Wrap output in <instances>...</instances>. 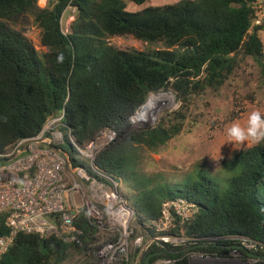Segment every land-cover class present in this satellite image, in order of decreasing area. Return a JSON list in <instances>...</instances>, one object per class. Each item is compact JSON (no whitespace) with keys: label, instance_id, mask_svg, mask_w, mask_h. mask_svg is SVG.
<instances>
[{"label":"trees","instance_id":"obj_1","mask_svg":"<svg viewBox=\"0 0 264 264\" xmlns=\"http://www.w3.org/2000/svg\"><path fill=\"white\" fill-rule=\"evenodd\" d=\"M37 1L0 0V154L37 135L63 111L61 130L81 148L103 128L115 132L94 162L127 181L128 198L145 220L157 221L163 203L181 197L194 212L183 223L175 221L169 232L194 238L186 244L193 251L226 255L229 249L221 245L231 240L222 237L232 235L264 243V142L224 160L216 174L196 166L177 183L162 173L145 174L134 156L138 147L157 152L179 135L192 97L218 90L239 55L251 57L264 76V20L252 25L255 0H181L135 12L126 10L127 3L146 0H48L43 8ZM68 6L76 14L64 33L61 18ZM25 15L40 29V44L47 48L41 55L9 26ZM113 35L163 48L119 49L107 42ZM162 90L173 92L179 108L154 126L131 129L129 117L149 94ZM64 138L70 143L65 133ZM57 147L69 153L65 144ZM76 225L83 230L80 244L18 233L0 264H63L71 257L76 264H94L90 244L95 230L84 211ZM8 232L6 216L0 215V236ZM169 248L177 252L163 251L150 262L173 257L178 258L173 264H189L182 247ZM160 251L151 246L142 261Z\"/></svg>","mask_w":264,"mask_h":264},{"label":"built area","instance_id":"obj_2","mask_svg":"<svg viewBox=\"0 0 264 264\" xmlns=\"http://www.w3.org/2000/svg\"><path fill=\"white\" fill-rule=\"evenodd\" d=\"M256 17L252 25L264 20V0H255ZM64 113L50 119L35 136L18 141L0 157V215L6 216L9 232L0 236V260L20 232L55 236L68 243H81L83 230L76 220L81 211L94 227L90 244L94 264H143L142 256L151 246L177 252L182 247L188 263L200 257L206 264L264 263V243L244 235L222 237L231 240L226 255H192L194 238L170 233L173 223L192 216V205L181 197L166 200L162 215L150 222L136 216V207L121 191L119 176L95 164L96 156L114 140L116 134L103 128L82 149L68 133L74 149L58 148L65 142L61 130ZM132 116L130 120L132 121ZM77 152L90 162L88 169L73 157ZM118 177V178H117ZM139 214V213H138ZM147 222V224H146ZM156 254V255H157ZM153 257V256H152ZM178 258L157 257L148 264H173Z\"/></svg>","mask_w":264,"mask_h":264},{"label":"rangeland","instance_id":"obj_3","mask_svg":"<svg viewBox=\"0 0 264 264\" xmlns=\"http://www.w3.org/2000/svg\"><path fill=\"white\" fill-rule=\"evenodd\" d=\"M179 1L181 0H146L141 5L128 2L126 10L135 12L147 6H163ZM47 2L48 0H38L37 6L43 8L47 5ZM75 14L76 9L74 7L68 6L65 9L61 18V28L64 33L70 31V25ZM9 26L21 32L40 55L47 51V48L40 44V29L31 15H25L19 22L9 24ZM260 38L264 46V30L261 31ZM107 42L116 48L128 50L147 51L148 49L163 48L161 43H146L135 39L131 35L109 36ZM158 93L172 94L174 105L171 108L161 110L152 124L139 125L134 123L133 120L131 121L130 116L129 127L131 129L154 126L162 120L166 113L179 108L180 102L176 100L171 90H162ZM150 95H148L145 103ZM141 107L132 117L139 113ZM255 111H259L264 115V76L261 74L260 66L251 57L239 55L235 70L218 90L208 89L202 94L192 97L186 124L179 135L170 139L157 152H152L146 147H138L135 150L134 156L139 169L148 175L162 173L163 176L174 183L183 179L196 166L216 174L224 160L231 158L240 150L255 145L249 141L243 143L230 142L227 135L228 129L235 123H238L242 128H246L249 115ZM63 132L68 136L66 129H63ZM64 144L70 149L68 141H65ZM72 155L74 159L82 162L85 167L90 168L89 160L83 159L77 152H73ZM118 181L120 182L121 191L128 196L127 181L121 177ZM135 215L141 216L140 213H135ZM191 254L200 255L198 252H191ZM76 261L75 257H71L63 264H76ZM191 264L206 263L200 257H194Z\"/></svg>","mask_w":264,"mask_h":264},{"label":"clouds","instance_id":"obj_4","mask_svg":"<svg viewBox=\"0 0 264 264\" xmlns=\"http://www.w3.org/2000/svg\"><path fill=\"white\" fill-rule=\"evenodd\" d=\"M227 135L230 142L243 143L249 141L253 144L264 142V115L259 111L252 112L249 115L246 128L235 123L228 129Z\"/></svg>","mask_w":264,"mask_h":264},{"label":"bare ground","instance_id":"obj_5","mask_svg":"<svg viewBox=\"0 0 264 264\" xmlns=\"http://www.w3.org/2000/svg\"><path fill=\"white\" fill-rule=\"evenodd\" d=\"M173 105L174 97L172 94H151L147 102L141 107L139 113L132 117V120L139 125L152 124L155 121L156 115L161 110L171 108Z\"/></svg>","mask_w":264,"mask_h":264},{"label":"water","instance_id":"obj_6","mask_svg":"<svg viewBox=\"0 0 264 264\" xmlns=\"http://www.w3.org/2000/svg\"><path fill=\"white\" fill-rule=\"evenodd\" d=\"M156 254H157L156 252L148 254V255L146 256V258H145L143 264H148L149 261H150V259H151V257H152V256H155Z\"/></svg>","mask_w":264,"mask_h":264}]
</instances>
